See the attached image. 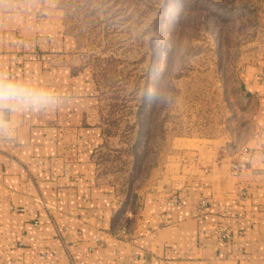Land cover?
<instances>
[{"label": "crops", "instance_id": "0c3cea01", "mask_svg": "<svg viewBox=\"0 0 264 264\" xmlns=\"http://www.w3.org/2000/svg\"><path fill=\"white\" fill-rule=\"evenodd\" d=\"M0 72L58 97L0 134V264H264V52L238 71V148L224 102L135 188L131 141L58 0H0Z\"/></svg>", "mask_w": 264, "mask_h": 264}, {"label": "rangeland", "instance_id": "374dc122", "mask_svg": "<svg viewBox=\"0 0 264 264\" xmlns=\"http://www.w3.org/2000/svg\"><path fill=\"white\" fill-rule=\"evenodd\" d=\"M58 3L95 65L102 100L117 137L127 141V154L131 141L127 181L134 188L173 149L177 133L206 114L217 121L226 113L224 102L240 137L231 145L238 148L248 133L243 113L250 103L238 71L264 52V0ZM146 89L159 90L160 100L146 99Z\"/></svg>", "mask_w": 264, "mask_h": 264}, {"label": "clouds", "instance_id": "9594fccd", "mask_svg": "<svg viewBox=\"0 0 264 264\" xmlns=\"http://www.w3.org/2000/svg\"><path fill=\"white\" fill-rule=\"evenodd\" d=\"M161 95L159 90H145V98L152 101L158 102ZM57 103L58 97L53 91L0 72V134H12L13 127L8 119L10 114L47 110Z\"/></svg>", "mask_w": 264, "mask_h": 264}, {"label": "built area", "instance_id": "2783aa9c", "mask_svg": "<svg viewBox=\"0 0 264 264\" xmlns=\"http://www.w3.org/2000/svg\"><path fill=\"white\" fill-rule=\"evenodd\" d=\"M205 202H206L205 199H201L200 206H203L205 204ZM170 203H172V202H170ZM222 237L227 239L229 237V235L227 233H222Z\"/></svg>", "mask_w": 264, "mask_h": 264}]
</instances>
